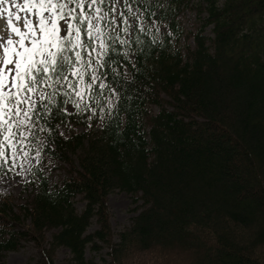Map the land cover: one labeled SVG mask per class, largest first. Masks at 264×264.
Returning a JSON list of instances; mask_svg holds the SVG:
<instances>
[{"label": "trees", "instance_id": "1", "mask_svg": "<svg viewBox=\"0 0 264 264\" xmlns=\"http://www.w3.org/2000/svg\"><path fill=\"white\" fill-rule=\"evenodd\" d=\"M118 2L116 30L103 22L111 50L94 68L105 87L88 89L84 113H65L60 95L59 110L30 117L25 141L41 155L25 197L0 192V260L31 242L26 264H54L61 248L67 264H98L85 250L102 247L104 264L153 253L160 264H264V0ZM133 9L145 26L128 33ZM90 118L93 128L60 131ZM115 191L141 200L117 243Z\"/></svg>", "mask_w": 264, "mask_h": 264}, {"label": "snow or ice", "instance_id": "2", "mask_svg": "<svg viewBox=\"0 0 264 264\" xmlns=\"http://www.w3.org/2000/svg\"><path fill=\"white\" fill-rule=\"evenodd\" d=\"M117 2L108 0L105 14V0H0V167L16 168V157L30 135L25 128L34 129L30 117L39 116L38 109L52 115L64 95L79 112L81 103L75 98L83 100L85 88L97 81L105 87L94 68L105 66L103 59L111 50L103 22L109 27L121 22L118 13L113 15ZM86 73L91 75L87 84Z\"/></svg>", "mask_w": 264, "mask_h": 264}, {"label": "rangeland", "instance_id": "3", "mask_svg": "<svg viewBox=\"0 0 264 264\" xmlns=\"http://www.w3.org/2000/svg\"><path fill=\"white\" fill-rule=\"evenodd\" d=\"M119 1V0H118ZM118 15L121 13L119 8V2L116 3V11L113 12V15ZM23 15V14H22ZM191 14L188 13L185 18V25L187 28H190ZM139 19V20H138ZM128 23L127 31L130 33L132 27L135 23H138L141 27L145 26V23L140 19L135 9L132 10L131 17L126 18ZM114 30H116V22H114ZM4 21L0 18V34L3 33ZM95 55V54H94ZM96 58V56H94ZM93 58L91 63H93ZM91 80L90 73H86L85 84ZM88 88H85L86 96L83 100L76 97L77 101L81 103V111H77L75 106L71 104L70 100L66 103L68 104V113H84L83 105L86 104ZM220 97L223 100H229V97L223 96L222 92ZM156 110V108H153ZM89 118V117H88ZM88 126L78 123L77 121H66L60 125V131L69 135L71 133L83 132L88 128H93L97 123L96 119H89ZM19 138V137H17ZM37 156L33 153L25 144L23 145L22 152L17 155L15 164L16 168L5 173L0 174V191L10 193L14 196L20 195V197H25L26 193L30 188H25V183L29 180V170L36 163ZM60 175L58 173L48 174L49 179L56 180ZM76 208L80 209L83 206V203L77 198L75 200ZM107 206L110 214V227L112 229V241L117 243V234L122 231L125 227H128L132 221V218L141 210V200L134 202V198L130 197L123 192L115 191L109 194L107 198ZM96 228L95 224L89 227V232H92ZM108 249L106 247L100 248L98 251H92L89 248L85 250V258L92 260L98 264H104L108 261ZM36 257V249L31 242H25L18 250L10 251L5 254V256L0 260V264H26L27 262H33V259ZM70 254L65 249L61 248L55 252V263L54 264H67ZM145 257L149 258V261L145 258L144 264H160L155 259L157 256L154 253L145 254ZM163 257V256H162ZM157 259H160L157 257Z\"/></svg>", "mask_w": 264, "mask_h": 264}]
</instances>
